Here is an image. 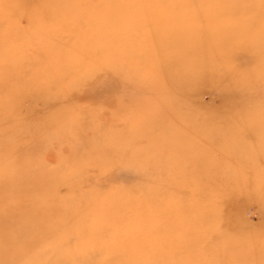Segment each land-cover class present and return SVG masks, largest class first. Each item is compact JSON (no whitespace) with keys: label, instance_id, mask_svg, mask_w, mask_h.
Returning <instances> with one entry per match:
<instances>
[{"label":"rangeland","instance_id":"374dc122","mask_svg":"<svg viewBox=\"0 0 264 264\" xmlns=\"http://www.w3.org/2000/svg\"><path fill=\"white\" fill-rule=\"evenodd\" d=\"M56 1L40 12L47 0H0L2 89L23 74L65 77L47 90L49 97L20 90L18 132L0 130V264H27L15 257L28 247L53 264H84L85 254L107 258L80 249L102 230L85 226L78 233L76 225L89 216L79 189L102 199L142 182L155 191L147 264H264V0L249 8L230 0H58L64 8L57 13ZM244 26L249 44L221 40ZM180 34L195 36L182 43ZM186 45L240 75L234 82L231 74L219 76L224 92L195 89V99L192 91L177 103H162L156 95L165 91L152 87L162 76L169 75L172 85L180 82L175 72L167 75L163 58ZM236 122L245 123L238 126L241 133L229 135ZM159 124L164 133L154 137ZM193 126L206 136L187 130ZM112 151H154L153 169L93 163H109ZM20 171L27 176L17 180ZM232 190L239 194L233 200ZM208 201L223 204V211L209 220L213 235L199 244L202 235L184 223ZM12 209L17 216L6 214ZM96 217L87 219L96 223Z\"/></svg>","mask_w":264,"mask_h":264},{"label":"bare ground","instance_id":"6f19581e","mask_svg":"<svg viewBox=\"0 0 264 264\" xmlns=\"http://www.w3.org/2000/svg\"><path fill=\"white\" fill-rule=\"evenodd\" d=\"M52 1L53 0H47L48 5H45L44 7H42L40 9V12L44 11V9L46 11L49 10L50 7L48 6L51 4ZM187 2L195 3V0H187ZM254 2L253 0H230L229 3H233L239 6L241 5L240 8H249L251 6H254L251 4ZM202 3H204L203 0H198V2L195 4L202 5ZM213 3H223V0H217L216 2H213ZM54 5L57 6V8L54 7L52 9L54 11L60 10L58 6H60L61 9L64 8V5L60 4V1L58 0L56 1V4ZM260 5L264 6V3L261 2ZM263 22L261 24L262 27L264 26ZM67 23H69L68 19H67ZM246 27L249 28L248 26H244L243 28L240 27V30H239L240 32L238 31L239 33L233 32L234 29H230L227 32V34L224 35V38L222 36H220V38L221 40H225V37H229L227 38L228 40L234 39L237 41L244 39L243 42L247 43L249 42L250 37H248V35L243 32L244 30H246ZM193 36L195 35L180 34L179 42L185 43L188 38L193 37ZM195 50L196 49L191 48V46L186 45L183 48V50L176 49V53L174 54L172 53V55H168L166 56V58H163L162 66L164 67V70L166 71L167 75L169 73H172V71L175 72L180 82L178 84L172 85V79L170 78L169 75L166 77L162 76L160 81L157 82L158 84L154 85L155 87H152L156 90L165 91V94L156 95L157 97L160 98L159 99L160 102H162V100L168 99V101L177 103L178 102L177 100L179 99L188 98V94L191 93L192 91L193 93L191 94L194 96L192 97L193 99H195L198 97V94H199V93L196 94V92L194 93L195 89H197L198 91H200V89L202 90L205 88L211 89L213 91L217 89L221 90V87L225 86L226 84L218 83L220 81V79H218L219 76L221 77V75L223 74H228V76H230L231 74L230 82H234L237 79V76L240 75V72L235 67L229 68L226 62L217 60L215 59L214 56L207 55V54L204 56H201L199 53H196ZM245 50H248L247 46L245 47ZM247 56H249V54H247ZM146 62L143 63L144 66L147 65ZM149 66L151 68L154 67L151 64H149ZM50 75L51 74L49 73H45L44 76H41V74L33 73V74H23L22 77H20L21 75L19 74L17 77H20V78L18 80H15L16 83L14 84V86L13 87L11 86V88H8L6 90L2 89V86H3L2 84L4 82L0 81V117H2V119L0 120V130L5 135H9V134L11 135V132H15V131L18 132L19 124L22 122L17 118V112H16V110L21 105L20 101L18 100L21 95L20 90L29 89L30 91H32V94L36 95V97H40L39 95L49 97V93H47V90H50L52 86H55V87L58 86V84L61 83V80L65 79V77L60 74H58L59 78H54V77L51 78ZM8 82L12 83L10 79L6 83ZM191 84L193 86L192 88H189L188 86ZM237 93L238 92L236 93L234 92L233 96ZM153 98H154L153 100H155L156 97H153ZM151 117L154 118V115H151ZM244 125L245 123H242L241 125L236 122V125L231 129L232 131L230 130L229 135L232 133L240 134L241 132H238L240 131L238 126H244ZM160 126H161L160 124L157 125V127L153 130L154 137H156L157 134L164 133L163 130L160 128ZM198 129H196V126H193V127H188L187 130L189 132L192 131L193 135H196L199 137L206 136L205 130L203 131V130H198ZM17 144H18V148L20 149L24 147V143L17 142ZM94 148L95 147H93V149ZM137 152L138 153L134 152L130 154V151H112V154L114 156L111 158L112 161H109V163L103 160L98 161V162H95L96 161L95 160L93 161V163H96V164L105 163V165H109V166H112L114 164H116V166L117 165L118 166L119 165L120 166L132 165L133 166L132 168L139 169V170L140 169L145 170L147 168L153 169V165L155 161V152L154 151H142V153L141 151H137ZM162 152L163 151H160V153ZM179 152H183V151H178V153ZM167 169H168V165H167ZM21 171L19 172V174L17 172L18 176H15L17 177L16 178L17 180L26 178V177H23L24 173L21 174ZM28 172L29 171H27L26 173ZM24 176H27V174H24ZM73 179H75V177ZM76 185H77L76 183H73L70 186H72V188L75 187L76 189ZM166 189L167 188H165V191ZM217 189H218V185H217ZM81 190L79 189L81 193L84 192L82 196H84V199L87 201L85 211H84L85 214L92 216V217L93 216H97V217L95 220L96 223L90 222L89 219H87L89 218V216L83 219V221L79 222L76 225L78 233L79 231L82 232L85 229V226H89L94 229H96V227L97 228L101 227L102 231H101V235L97 236V234H95L92 238L87 239V241L85 242L84 248H80V249L83 252L91 251L89 253H92V252L98 251L101 254L102 253L107 254V258H104L101 260L93 259L89 255L85 254L84 260H86V263L84 264H135V263L147 264V262H149L150 260L152 261L151 257L149 255L147 256L146 254L148 253L149 249L153 247V244H154V239L152 238V235L154 234L153 230H155V219H153V214H155V204L153 203L154 197H155V191H154L153 185L150 182L149 183L142 182L140 183V185H137V187L135 188H128V187H123V186L118 187L115 189V191L112 193L110 197L108 198L105 197L102 199H97V196H96V199H94V194L88 193L87 191L83 189ZM236 193L238 192H235V190H232L230 199L233 200V198L239 195V194L236 195ZM166 196L167 195L165 194L164 195L165 199H166ZM204 202L205 201L202 200L201 203H204ZM208 203L209 204H207L206 207H202V205L200 207H196L195 210L197 214H195L194 216L195 218H193L195 219L194 220L195 223L193 222V219H190L184 223L185 226L187 227L188 232H195V233L202 235V239L198 241L199 244L206 240L205 236L209 235V232L210 234L213 235L211 231L215 227L210 226L213 223L210 222L209 220L212 219L213 217L214 218L217 217V211H220V210L223 211V208L221 207L223 204L218 203L217 201H214L212 203L214 206H212L211 201H208ZM163 204L166 206L163 209L167 210L168 206L166 204V201H164ZM97 208L99 209L100 214L95 213L94 210ZM184 208L187 209V205ZM25 209L26 208L24 206L23 211H25ZM26 210L28 211L31 209H26ZM75 210L79 211L81 209L77 208ZM75 210H71L69 211V213ZM31 211L35 212V209L32 208ZM84 212H83V215H84ZM6 214L16 215V211L12 209V210L7 211ZM169 214H170V210L167 211L166 217H165L168 221L171 220V217L169 216ZM163 227L164 229L162 230V232L163 233L166 232L169 234V230L171 229L170 226L164 225ZM181 228L184 231L183 224ZM105 232H107V234H105ZM75 233H76V230H75ZM91 239H94V243L92 245H87L88 241ZM118 243L120 244L119 246H118ZM32 249L33 248H29V247L25 248L20 254V256L15 257V258L18 260L20 257V259L27 262V264H53L54 263L53 261L48 262L49 258L46 255H44V253L43 255L42 254L39 255L33 252ZM140 249L145 251L143 255L142 253H140ZM3 253H5L3 252V249H0V254H3ZM61 264H77V263L62 262ZM79 264H82V263L79 262Z\"/></svg>","mask_w":264,"mask_h":264}]
</instances>
